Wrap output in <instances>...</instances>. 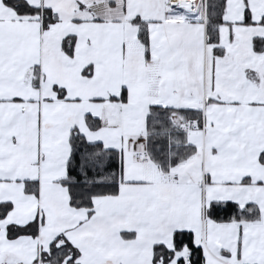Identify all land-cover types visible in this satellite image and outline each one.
<instances>
[{
	"label": "snow or ice",
	"instance_id": "1",
	"mask_svg": "<svg viewBox=\"0 0 264 264\" xmlns=\"http://www.w3.org/2000/svg\"><path fill=\"white\" fill-rule=\"evenodd\" d=\"M0 264H264V0H0Z\"/></svg>",
	"mask_w": 264,
	"mask_h": 264
}]
</instances>
